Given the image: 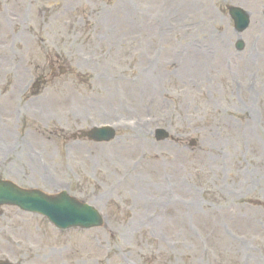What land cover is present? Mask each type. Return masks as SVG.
Instances as JSON below:
<instances>
[{"label":"rangeland","instance_id":"1","mask_svg":"<svg viewBox=\"0 0 264 264\" xmlns=\"http://www.w3.org/2000/svg\"><path fill=\"white\" fill-rule=\"evenodd\" d=\"M228 6L250 14L247 32L234 31ZM263 7L0 0V119L10 116L18 132L15 161L0 162V176L47 193L68 189L107 217L104 229L56 232L43 218L1 209L0 260L264 264ZM37 78L48 83L33 98ZM114 122L122 128L110 144L70 139ZM158 128L173 140L157 143Z\"/></svg>","mask_w":264,"mask_h":264},{"label":"bare ground","instance_id":"2","mask_svg":"<svg viewBox=\"0 0 264 264\" xmlns=\"http://www.w3.org/2000/svg\"><path fill=\"white\" fill-rule=\"evenodd\" d=\"M261 35V34H260ZM197 52V54H200L201 53V51L198 49V51H196ZM226 54V52H224V51H221V55L223 56V58L226 56L225 55ZM250 58L252 59L253 58V55H250ZM143 131V130H142Z\"/></svg>","mask_w":264,"mask_h":264},{"label":"water","instance_id":"3","mask_svg":"<svg viewBox=\"0 0 264 264\" xmlns=\"http://www.w3.org/2000/svg\"><path fill=\"white\" fill-rule=\"evenodd\" d=\"M1 192V191H0ZM0 199H2V198H0ZM3 200V199H2ZM63 204V207H68L66 204H64V203H62ZM28 207H30L29 205H28ZM51 209H54V210H56L57 208L56 207H51Z\"/></svg>","mask_w":264,"mask_h":264}]
</instances>
